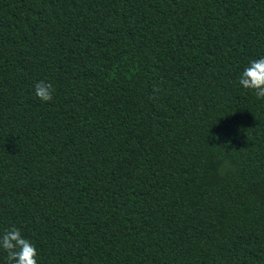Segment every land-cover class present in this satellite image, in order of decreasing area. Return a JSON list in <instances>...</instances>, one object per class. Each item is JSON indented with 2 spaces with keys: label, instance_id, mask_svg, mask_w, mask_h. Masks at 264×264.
I'll use <instances>...</instances> for the list:
<instances>
[{
  "label": "trees",
  "instance_id": "1",
  "mask_svg": "<svg viewBox=\"0 0 264 264\" xmlns=\"http://www.w3.org/2000/svg\"><path fill=\"white\" fill-rule=\"evenodd\" d=\"M261 57L264 0H0V235L38 264H264Z\"/></svg>",
  "mask_w": 264,
  "mask_h": 264
},
{
  "label": "clouds",
  "instance_id": "2",
  "mask_svg": "<svg viewBox=\"0 0 264 264\" xmlns=\"http://www.w3.org/2000/svg\"><path fill=\"white\" fill-rule=\"evenodd\" d=\"M238 82L244 89L254 92L258 100H264V57L251 60ZM53 91L52 84L45 81H38L34 85L35 96L42 102L51 101ZM0 248L7 253V264H38L35 245L15 226L0 235Z\"/></svg>",
  "mask_w": 264,
  "mask_h": 264
}]
</instances>
